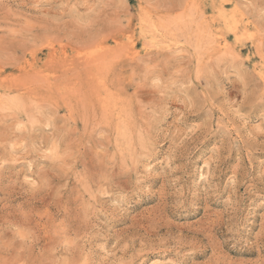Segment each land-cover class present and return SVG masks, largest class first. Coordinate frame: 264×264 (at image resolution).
Here are the masks:
<instances>
[{
    "label": "rangeland",
    "instance_id": "obj_1",
    "mask_svg": "<svg viewBox=\"0 0 264 264\" xmlns=\"http://www.w3.org/2000/svg\"><path fill=\"white\" fill-rule=\"evenodd\" d=\"M0 264H264V0H0Z\"/></svg>",
    "mask_w": 264,
    "mask_h": 264
},
{
    "label": "bare ground",
    "instance_id": "obj_2",
    "mask_svg": "<svg viewBox=\"0 0 264 264\" xmlns=\"http://www.w3.org/2000/svg\"><path fill=\"white\" fill-rule=\"evenodd\" d=\"M213 19V18H212ZM238 36V35H237ZM224 43V42H223ZM130 55H132V54H130Z\"/></svg>",
    "mask_w": 264,
    "mask_h": 264
}]
</instances>
